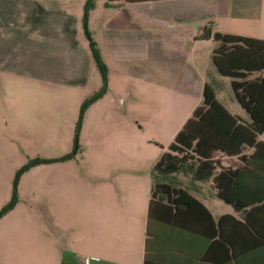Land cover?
Returning <instances> with one entry per match:
<instances>
[{
	"label": "crops",
	"instance_id": "0c3cea01",
	"mask_svg": "<svg viewBox=\"0 0 264 264\" xmlns=\"http://www.w3.org/2000/svg\"><path fill=\"white\" fill-rule=\"evenodd\" d=\"M84 2L0 0V209L27 160L69 153L79 108L101 88L82 28ZM91 25L106 91L82 116L78 158L19 178L17 202L0 219V264H264L262 133L241 136L249 143L240 142L235 155L215 150L199 169L171 174L150 210L151 169L184 123L159 149L113 147V134L131 138L130 123L138 122L113 117V67L134 81L126 97L142 108L151 89L165 87L164 69L151 70V59L176 57L203 29L264 41V0H94ZM182 74L173 87L194 84L197 96L187 116L210 83L230 116L251 123L230 78L239 111H229L212 77L205 81L191 68Z\"/></svg>",
	"mask_w": 264,
	"mask_h": 264
},
{
	"label": "trees",
	"instance_id": "16d2710c",
	"mask_svg": "<svg viewBox=\"0 0 264 264\" xmlns=\"http://www.w3.org/2000/svg\"><path fill=\"white\" fill-rule=\"evenodd\" d=\"M93 1L85 0L83 4L82 28L88 41L93 62L101 78V88L81 104L75 123L76 131L79 129L82 116L87 107L99 99L105 93L107 87L106 67L100 61L96 47L85 27L87 14L93 7ZM200 39H211L215 43L216 46L211 52V61L215 71L218 75L231 79L234 99L249 115L251 123L244 126L236 118L230 116L214 100L210 83L205 84L201 106L191 113L167 145V151L161 154L151 169L152 186L149 210L150 205L154 203L153 200L157 201L159 195L167 189L164 182L171 174L186 173L193 167H195V170L199 169L200 165L208 163V158L211 157L210 153L215 150L228 155H235L240 142L246 141L249 143L248 139H240L244 134L248 133L253 136L252 131H255L264 135V41L216 33L211 35L207 29L202 30ZM253 72L263 73V75L253 80H246L247 76ZM255 145L259 146V143ZM76 150V142H74L71 153L56 159L31 160L27 165L16 171L12 180L11 197L0 209V219L11 211L17 202L16 184L18 176L22 172L33 166L70 160L75 155ZM153 181L157 182L153 183ZM233 205L236 207L237 203L234 202Z\"/></svg>",
	"mask_w": 264,
	"mask_h": 264
},
{
	"label": "rangeland",
	"instance_id": "374dc122",
	"mask_svg": "<svg viewBox=\"0 0 264 264\" xmlns=\"http://www.w3.org/2000/svg\"><path fill=\"white\" fill-rule=\"evenodd\" d=\"M89 29L90 31H95V29L97 30L98 28L93 25H91V28L86 26L87 32H89ZM91 34L92 32H90L89 36ZM195 39L197 40L191 38L188 40V43L182 44L181 48L177 51L178 54L176 57L150 60L149 65L151 70L155 68L164 69L165 74L163 83L165 87L160 89L158 92H154L153 89H151L147 101L144 102L145 105L142 108L138 107V104H135L136 102L133 104L131 99L126 97V92L132 87L134 81H132V79L127 75L119 74L116 70L118 68L117 66L113 67V82L115 83V88L113 89V117H118L120 119L123 117L130 118L131 116H138V122L130 123L131 127H134L133 136L125 140L119 134H113V147H140L141 145H149L159 149V147H163L165 145L172 133L189 117L187 116L188 112L197 99V96L195 97L194 84L183 83L179 89H175L173 87L174 85H172L178 79L179 73L183 72V74H185V71L190 68L203 80L208 81L209 78L211 79L212 77V79L219 83L223 99L226 100L225 105L229 111L232 112L233 110H240L239 106L230 96L231 94L229 93L228 79L218 75L212 64L211 51L214 44L211 41L200 39V35ZM183 74L182 78H184ZM227 91L228 95L226 93ZM132 93L135 95V92ZM198 97L199 100L197 105L200 106L202 103V96L199 94ZM218 97L220 98L221 96ZM113 127H116V125L113 124ZM117 127H122V129L125 130L127 123L118 122ZM74 142H76L77 150L71 159L75 160V158H78L81 150L79 129L78 131L74 130L72 133L69 142V153L73 150ZM35 159L41 158H31L27 160L23 166L27 165L29 161ZM23 166H21L18 170H20ZM33 167H30L29 169ZM29 169L22 172L18 176L17 182L21 175ZM156 182L157 181H153V183Z\"/></svg>",
	"mask_w": 264,
	"mask_h": 264
},
{
	"label": "built area",
	"instance_id": "2783aa9c",
	"mask_svg": "<svg viewBox=\"0 0 264 264\" xmlns=\"http://www.w3.org/2000/svg\"><path fill=\"white\" fill-rule=\"evenodd\" d=\"M89 262V260H86V263H88Z\"/></svg>",
	"mask_w": 264,
	"mask_h": 264
}]
</instances>
